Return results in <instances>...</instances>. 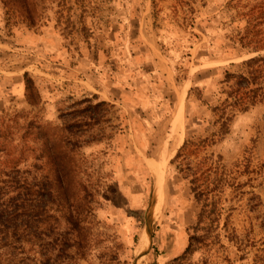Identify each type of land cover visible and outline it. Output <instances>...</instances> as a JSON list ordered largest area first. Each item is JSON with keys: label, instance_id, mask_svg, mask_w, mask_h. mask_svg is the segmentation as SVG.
<instances>
[{"label": "rangeland", "instance_id": "obj_1", "mask_svg": "<svg viewBox=\"0 0 264 264\" xmlns=\"http://www.w3.org/2000/svg\"><path fill=\"white\" fill-rule=\"evenodd\" d=\"M33 1L29 27L18 0H0V179L14 166L52 176L29 127L67 126L66 197L85 189L90 213L70 250L27 247L29 264H264V62L253 66L256 104L188 159L218 167L203 226V199L172 164L185 140L217 131L226 73L264 59V0ZM65 210L44 228L66 229ZM191 236L201 240L182 257Z\"/></svg>", "mask_w": 264, "mask_h": 264}, {"label": "trees", "instance_id": "obj_2", "mask_svg": "<svg viewBox=\"0 0 264 264\" xmlns=\"http://www.w3.org/2000/svg\"><path fill=\"white\" fill-rule=\"evenodd\" d=\"M8 0H3V3ZM17 1V0H15ZM22 8L21 17L24 18L28 26H33V19L30 17L29 7L34 10L35 3L33 0H18ZM155 0H153V4ZM250 59L242 63L246 69V74H229L225 75V83L228 85L226 92V100L220 106L214 107L212 113L215 117L214 125L217 131L207 139H187L183 146L177 152L172 164L178 163V172L183 175L185 180H189L191 194L195 201L201 204L200 213L197 217L198 225L204 224L207 220L209 208L213 207L209 195L213 190L210 189V176L218 175V167L211 160L204 159L206 162L205 171L199 167L191 169L189 158L193 155V151L211 147L220 142L229 132V124L237 112L244 113L251 106L256 104V96L251 86H254V70L253 66L264 59ZM37 89L32 85L25 88L26 100L31 103L28 93ZM253 94L254 96H251ZM38 96V93H37ZM64 126L62 128H51L41 124L29 127V136L31 138L33 150L38 151L37 162L42 163L44 155H47V165L50 166L52 176H45L40 179L32 177L28 179L25 170L14 166L9 172H6V178L0 179V264H29L25 255H27V247H35L38 255L41 256L45 252L58 250L61 252L71 249L73 232L84 231L81 224L86 221V216L90 213V196L84 189L80 199L76 197H66L69 191L76 189L74 183L73 165L69 156V152L64 146L65 134H72ZM4 136V135H3ZM66 144V143H65ZM67 145V144H66ZM49 147V148H47ZM192 154V155H191ZM69 156V161L66 160ZM210 161V163H209ZM180 162V164H179ZM41 164L36 163L33 168L42 170ZM198 165V166H200ZM63 206L66 210L63 219L64 229L62 232L55 231L51 227L44 228V223L51 222L57 225L59 219L55 217L58 208ZM206 214H208L206 216ZM86 215V216H84ZM212 220V219H211ZM208 221V220H207ZM45 223V224H46ZM212 223H214L212 221ZM50 227V228H49ZM202 228V227H201ZM52 236L47 244V239ZM74 239V237H72ZM196 236H191L182 257H187L195 252V243L200 242ZM198 242V243H199ZM68 243V244H67ZM53 261L52 264H56ZM34 264H50L42 258L36 260Z\"/></svg>", "mask_w": 264, "mask_h": 264}, {"label": "crops", "instance_id": "obj_3", "mask_svg": "<svg viewBox=\"0 0 264 264\" xmlns=\"http://www.w3.org/2000/svg\"><path fill=\"white\" fill-rule=\"evenodd\" d=\"M122 141H123V138H121L119 142H121V143H122Z\"/></svg>", "mask_w": 264, "mask_h": 264}]
</instances>
